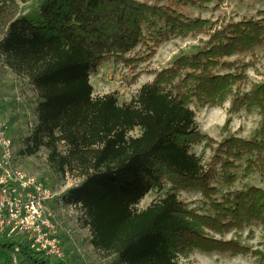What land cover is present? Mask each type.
Instances as JSON below:
<instances>
[{"label":"trees","instance_id":"obj_1","mask_svg":"<svg viewBox=\"0 0 264 264\" xmlns=\"http://www.w3.org/2000/svg\"><path fill=\"white\" fill-rule=\"evenodd\" d=\"M222 1L38 0L19 10L16 0H0V55L39 97L25 151L45 146L57 153L54 168L76 173L80 181L60 200L84 210L92 246L116 254L120 264H178L177 256L193 249L251 252L264 261V253L210 234L252 222L264 227V188L245 185L217 197L213 185L216 176L232 185L240 162L243 177L258 173L264 180V81L242 90L253 63L228 59L264 44V18L218 23L185 11L209 4L215 9ZM189 35L206 39L196 52L154 73L129 102L119 104L114 93L93 96L89 76L103 61L133 63L141 58L135 49L149 48V39ZM192 99L212 107L228 101L229 116L257 112L255 135L216 142L197 129ZM135 129L139 134H130ZM202 141L212 150L206 163L189 150ZM60 142L64 154L57 151ZM165 182L170 191L137 209ZM182 189L199 191L213 214L181 201ZM12 253L24 264H67L27 238L0 236V264H11Z\"/></svg>","mask_w":264,"mask_h":264},{"label":"rangeland","instance_id":"obj_2","mask_svg":"<svg viewBox=\"0 0 264 264\" xmlns=\"http://www.w3.org/2000/svg\"><path fill=\"white\" fill-rule=\"evenodd\" d=\"M18 9H28L36 5L38 0H16ZM185 11L193 16L226 23L238 21L242 18H264V0H223L218 8L213 9V4L206 7L188 6ZM205 35H189L186 37L152 38L148 40L149 48L141 46L135 49L141 55L136 62L124 63L108 59L103 61L96 72L90 74L89 81L93 87V96L114 93L118 103L129 102L137 93L142 84L151 81L154 73L169 67L180 55H190L201 46ZM264 44L253 47L251 51L237 53L230 60L237 61L238 65L252 61L246 73V83L242 90H247L252 83L264 81ZM38 94L30 81L22 75L14 73L3 62L0 55V112L8 121L10 134L13 139L16 158L19 165L29 174L41 179L46 185L56 192L57 196L49 208L58 223V236L63 243L65 260L67 264H120L116 254L104 253L92 246L89 227L86 225V215L79 205H65L60 200V195L68 188L80 181L75 172L66 170L64 173L54 168L53 163L57 158L49 148L41 146L36 152L28 154L25 149L31 141V136L37 123L36 105ZM228 101L222 107L199 106L192 99L190 108L195 113L197 129L216 140V142L237 135L246 139L252 138L258 128L260 116L257 112L244 110L229 116L226 112ZM227 117L231 120L224 125ZM32 125V127H30ZM132 135L139 134L135 129ZM200 143L190 145L189 150L199 155L202 162H209L212 155L210 147ZM215 146V144H213ZM213 146V147H214ZM66 145L57 144V151L64 154ZM236 181L227 186L216 176L213 185L218 189L217 197L229 190L240 189L245 185H255L264 188V180L258 173L242 176V162L236 169ZM170 191L169 182H165L161 189H152L148 192L137 209H143L153 200ZM178 198L186 202L190 208L199 213L213 214L208 202L199 191L182 189L177 193ZM49 205V206H50ZM218 239H234L249 251L264 253V227L261 223L252 222L241 228L230 229L223 235L210 232ZM178 264H264L259 256L251 252L241 253L230 251H203L193 249L186 255L177 256Z\"/></svg>","mask_w":264,"mask_h":264},{"label":"built area","instance_id":"obj_3","mask_svg":"<svg viewBox=\"0 0 264 264\" xmlns=\"http://www.w3.org/2000/svg\"><path fill=\"white\" fill-rule=\"evenodd\" d=\"M56 196L51 187L19 165L8 121L0 112V236L27 238L36 250L65 259L58 223L48 206ZM11 264L24 263L12 253Z\"/></svg>","mask_w":264,"mask_h":264},{"label":"crops","instance_id":"obj_4","mask_svg":"<svg viewBox=\"0 0 264 264\" xmlns=\"http://www.w3.org/2000/svg\"><path fill=\"white\" fill-rule=\"evenodd\" d=\"M50 204H51V203H50ZM50 204H49V205H50ZM49 205H48V206H49ZM51 205H52V204H51ZM51 205H50L49 207H51Z\"/></svg>","mask_w":264,"mask_h":264}]
</instances>
